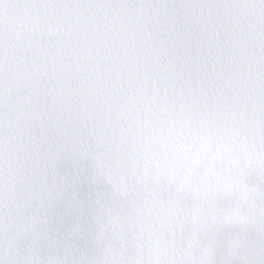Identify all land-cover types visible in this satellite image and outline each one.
<instances>
[{
	"label": "snow or ice",
	"instance_id": "snow-or-ice-1",
	"mask_svg": "<svg viewBox=\"0 0 264 264\" xmlns=\"http://www.w3.org/2000/svg\"><path fill=\"white\" fill-rule=\"evenodd\" d=\"M0 264H264V0H0Z\"/></svg>",
	"mask_w": 264,
	"mask_h": 264
}]
</instances>
